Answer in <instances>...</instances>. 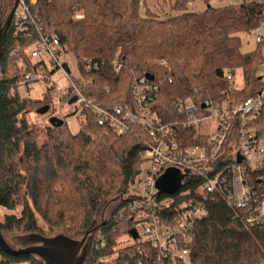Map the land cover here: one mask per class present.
<instances>
[{"label":"trees","instance_id":"16d2710c","mask_svg":"<svg viewBox=\"0 0 264 264\" xmlns=\"http://www.w3.org/2000/svg\"><path fill=\"white\" fill-rule=\"evenodd\" d=\"M25 1L38 27L59 37L91 83L88 100L131 102L134 83L152 78L159 88L154 109L162 121H170L182 119L175 109L179 99L199 104L228 98L237 85L226 79L229 71H239L243 82L231 97L248 99L264 87L257 74L264 63L263 48L244 53L240 39V33L252 34L259 25L263 9L258 0L204 11L189 10L194 0H170V11L181 13L165 18L152 12L147 0ZM202 1L208 5L212 0ZM14 5L15 0H0V29ZM76 11L82 19L75 18ZM23 38L14 35L11 25L0 65V232L9 245L23 236L90 237L83 264H106L114 256L133 262L145 254L151 258L154 253L146 243H117L124 230L129 235L134 227L129 209L139 197L136 182L146 132L135 126L132 133L119 135L89 110H84L85 121L76 135L66 117L59 127L32 124L30 114L50 112L52 117L55 95L49 88L41 100L18 95L20 76L9 73V63L16 68L9 53L24 44ZM90 59L98 68L85 71L84 62ZM43 107L48 110L40 113ZM194 131H182L189 144ZM200 181L189 182L186 176L180 193L165 198L175 199L177 206L194 202L193 196L201 193ZM186 191L189 195L180 196ZM213 198L207 202V216L196 223L184 245L191 264H264V226L248 224L244 207L229 204L226 197L216 193ZM173 208L163 216H172ZM24 262L45 264L34 255H8L0 248V264Z\"/></svg>","mask_w":264,"mask_h":264},{"label":"built area","instance_id":"2783aa9c","mask_svg":"<svg viewBox=\"0 0 264 264\" xmlns=\"http://www.w3.org/2000/svg\"><path fill=\"white\" fill-rule=\"evenodd\" d=\"M18 2L11 25L15 36L24 35V44L9 53L20 76L18 91L23 88L28 92L33 84L42 83L54 91L52 117L61 119L64 103H73L75 99L82 115L84 110L93 112L113 132L128 134L139 126L147 135L143 163L147 162L149 167L137 178L139 197L129 209L138 238L134 240L130 233L128 237L130 241L148 244L153 258L145 254L144 258L141 256L133 262L114 256L106 258L104 263L191 264L190 250L184 245L189 242L196 223L207 216V202L214 199L216 193L226 197L229 204L244 207L248 224L264 226V87L248 99L231 97L239 89L238 85L221 102L210 99L197 104L193 100L179 99L175 109L182 119L170 121L159 118L153 106L158 100L159 88L145 77L134 83L131 102L124 99L117 102L88 100L86 93L91 83L78 66L79 76H72L68 63V57L72 55L66 45L57 35L44 33L38 27L27 1ZM258 2L263 12L252 36L264 52V0ZM75 18L82 19L83 14L76 11ZM97 68L98 63L92 59L84 62L85 71ZM55 74H59V78H55ZM225 76L228 81L236 80V72L229 71ZM193 129V142L189 144L183 132ZM168 168L179 170L184 176L182 184L186 176L189 182L192 178L201 180V193L193 196L194 202L177 206L175 199L165 198L168 194L157 189L158 178ZM178 193L180 191L171 196ZM189 193L186 191L180 196ZM172 206L174 214L164 217L163 213L170 212Z\"/></svg>","mask_w":264,"mask_h":264},{"label":"water","instance_id":"95a60500","mask_svg":"<svg viewBox=\"0 0 264 264\" xmlns=\"http://www.w3.org/2000/svg\"><path fill=\"white\" fill-rule=\"evenodd\" d=\"M18 4V0H15L13 9L8 14V17L3 20L0 29V65L4 49V40L12 24ZM64 67L66 71H69L67 64H64ZM72 102L74 103L75 99H73ZM47 110V107H43L39 112L45 113ZM49 123L52 126L59 127L63 125L64 120L53 116L49 118ZM183 178L184 176L180 174L179 170L168 168L165 173L158 178L156 182L157 189L161 193L174 195L182 188ZM94 231V228H91L89 233H93ZM130 235L134 240L138 238L135 230H131ZM13 240H15L16 245H9L0 232V248L8 255L11 254L22 257L34 255L45 264H83L91 247L90 237H85L81 239V241H74L62 235L53 237L52 239L37 235L15 237Z\"/></svg>","mask_w":264,"mask_h":264},{"label":"rangeland","instance_id":"374dc122","mask_svg":"<svg viewBox=\"0 0 264 264\" xmlns=\"http://www.w3.org/2000/svg\"><path fill=\"white\" fill-rule=\"evenodd\" d=\"M241 0H212L208 5L203 2L202 0H194L192 4L189 6V10H197V11H204V9L208 7L212 8H218V7H223V6H228V5H233L236 3H240ZM147 6L150 8L152 12H154L159 18H165V17H175V15H179L181 12L178 11H170V0H167L166 2L164 0H147L146 1ZM143 15L145 14V6H142V11ZM240 39L242 40V46L241 50L244 53H248L249 51H253L256 49L257 44L255 42V39L253 38L252 34L248 33H240ZM68 63L70 65V72H72L73 77H78L79 72H77V63L75 58L72 56L68 57ZM9 63V73H16L15 67H13V64L10 65ZM258 71L257 74L258 76L264 81V63L260 66H258ZM55 78H59V74H55ZM238 87H241L243 85L242 82V75L238 71L236 73V80ZM29 91L26 92L23 88L16 90L19 96L22 97H27L32 100H41L44 97V94L47 91V87H45L44 84L42 83H36L33 84V86H30ZM81 107L78 103H69L66 102L64 103V106L61 110V117H66V123L68 126V129L73 133V134H78L80 131V127L82 123L85 121L84 120V115L80 113ZM50 112L45 114V116H48ZM44 115H40L37 113L30 114L29 120L31 121L32 124H38L41 126H45V124L49 123V117L46 118ZM149 167V164L147 162L143 163L142 165V171L145 173V170ZM4 212H1L0 215H3ZM14 239V238H13ZM11 240V243L13 245L15 244V240ZM130 241L128 235L125 234V230L123 234H120L119 237H117V243L119 246H124L126 244H129ZM21 264H28L27 262L21 263Z\"/></svg>","mask_w":264,"mask_h":264}]
</instances>
